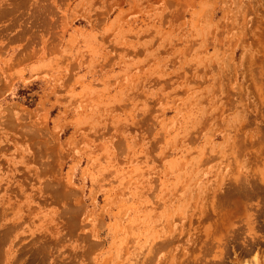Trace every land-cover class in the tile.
Segmentation results:
<instances>
[{"label": "rangeland", "instance_id": "obj_1", "mask_svg": "<svg viewBox=\"0 0 264 264\" xmlns=\"http://www.w3.org/2000/svg\"><path fill=\"white\" fill-rule=\"evenodd\" d=\"M0 264H264V0H0Z\"/></svg>", "mask_w": 264, "mask_h": 264}]
</instances>
